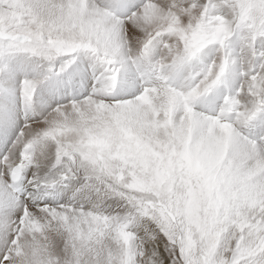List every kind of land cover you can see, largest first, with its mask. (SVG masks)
Returning <instances> with one entry per match:
<instances>
[{
	"label": "snow or ice",
	"instance_id": "obj_1",
	"mask_svg": "<svg viewBox=\"0 0 264 264\" xmlns=\"http://www.w3.org/2000/svg\"><path fill=\"white\" fill-rule=\"evenodd\" d=\"M0 264H264V0H0Z\"/></svg>",
	"mask_w": 264,
	"mask_h": 264
}]
</instances>
